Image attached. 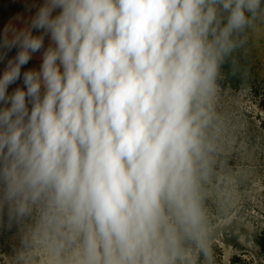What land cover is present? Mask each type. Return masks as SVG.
Here are the masks:
<instances>
[{
	"label": "clouds",
	"instance_id": "obj_1",
	"mask_svg": "<svg viewBox=\"0 0 264 264\" xmlns=\"http://www.w3.org/2000/svg\"><path fill=\"white\" fill-rule=\"evenodd\" d=\"M257 22L264 0H43L5 26L0 219L20 234L5 264H215L222 69Z\"/></svg>",
	"mask_w": 264,
	"mask_h": 264
},
{
	"label": "rangeland",
	"instance_id": "obj_2",
	"mask_svg": "<svg viewBox=\"0 0 264 264\" xmlns=\"http://www.w3.org/2000/svg\"><path fill=\"white\" fill-rule=\"evenodd\" d=\"M240 40L238 48L248 54V62L264 76V22H257ZM251 74L253 71L244 76ZM219 106L230 126L229 139H232H228L225 152L234 153L243 162L260 161L264 157V97L254 96L249 90L220 86ZM242 132L247 133L243 139L246 143L242 140L234 147L237 134ZM212 221L215 264H264V252L258 241L264 234V209L242 201L240 194L231 190L227 211L214 215ZM19 244L18 226L15 223L9 226L5 214L0 219V264H5L4 256L12 255Z\"/></svg>",
	"mask_w": 264,
	"mask_h": 264
},
{
	"label": "trees",
	"instance_id": "obj_3",
	"mask_svg": "<svg viewBox=\"0 0 264 264\" xmlns=\"http://www.w3.org/2000/svg\"><path fill=\"white\" fill-rule=\"evenodd\" d=\"M13 0H0V14L8 18L11 16L17 8L15 7ZM43 1V0H42ZM38 35V32L33 33ZM49 43L48 38H45V47ZM17 49L13 48L8 52L10 54H16ZM38 54H41L38 52ZM248 54L241 48H237L233 53L231 60L226 63L222 69L223 77L220 81L221 88L224 89H237V90H249L254 96L264 97V76L248 62ZM28 69L25 66L22 67L21 73ZM253 71L254 74L244 76V73H250ZM22 82L21 79L18 80ZM264 124V123H262ZM243 133V134H242ZM237 134L234 147L238 142H241L247 136L246 132ZM230 138V136H229ZM228 138V139H229ZM232 139H229V141ZM243 143H246L243 140ZM234 154V153H233ZM232 153L224 152L219 162V168L223 175L230 178L231 190L240 194L242 201L246 203H252L255 207L264 209V157L260 158L257 163H250L248 161H241L240 157H234ZM253 198V201L252 199ZM210 208L212 217L220 214L217 211L216 205L210 201ZM211 217V218H212ZM259 244L262 251L264 252V234L259 238Z\"/></svg>",
	"mask_w": 264,
	"mask_h": 264
},
{
	"label": "crops",
	"instance_id": "obj_4",
	"mask_svg": "<svg viewBox=\"0 0 264 264\" xmlns=\"http://www.w3.org/2000/svg\"><path fill=\"white\" fill-rule=\"evenodd\" d=\"M17 8V10L8 18L0 14V35L3 34L5 26L12 24L15 28L20 29L27 25L29 19L35 14L37 8L43 3L42 0H13L12 1ZM20 17L17 19V17ZM16 54H10L8 58L14 57ZM41 63V54L35 53L33 58L25 65L26 69L39 68ZM6 60L0 62V75L3 74L5 68ZM23 84L17 81L15 84L11 85L8 92L11 93L16 87H22Z\"/></svg>",
	"mask_w": 264,
	"mask_h": 264
}]
</instances>
